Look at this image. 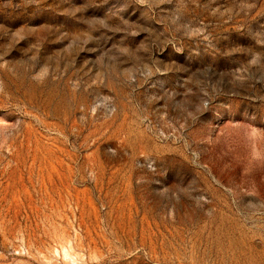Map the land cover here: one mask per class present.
Wrapping results in <instances>:
<instances>
[{"label": "rangeland", "instance_id": "obj_1", "mask_svg": "<svg viewBox=\"0 0 264 264\" xmlns=\"http://www.w3.org/2000/svg\"><path fill=\"white\" fill-rule=\"evenodd\" d=\"M0 264H264V0H0Z\"/></svg>", "mask_w": 264, "mask_h": 264}]
</instances>
